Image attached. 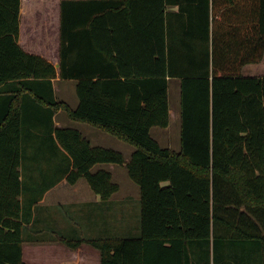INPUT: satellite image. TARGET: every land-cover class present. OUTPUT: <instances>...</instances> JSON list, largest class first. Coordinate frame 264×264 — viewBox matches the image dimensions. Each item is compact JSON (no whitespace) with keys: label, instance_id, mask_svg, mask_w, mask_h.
I'll use <instances>...</instances> for the list:
<instances>
[{"label":"trees","instance_id":"16d2710c","mask_svg":"<svg viewBox=\"0 0 264 264\" xmlns=\"http://www.w3.org/2000/svg\"><path fill=\"white\" fill-rule=\"evenodd\" d=\"M20 8L0 0V264H27L23 225L62 179L111 200L120 184L98 163L139 185L140 234L68 246L102 264H264V75L243 73L264 58V0H62L59 77L77 80L75 108L56 97V66L19 44ZM174 77L180 150L151 132L171 122ZM59 110L132 144L130 160L57 126Z\"/></svg>","mask_w":264,"mask_h":264},{"label":"crops","instance_id":"0c3cea01","mask_svg":"<svg viewBox=\"0 0 264 264\" xmlns=\"http://www.w3.org/2000/svg\"><path fill=\"white\" fill-rule=\"evenodd\" d=\"M61 1L62 0H21L19 34V44L26 52L39 54L56 66L58 75L53 79V84L56 97L59 100L63 99L60 98L58 92H63V90L67 89V86L61 82L63 79L59 77ZM40 13L43 15L42 18L48 19V23L50 24L48 26V32L54 29L56 33L55 47H53V45H50V47L48 45L38 46L31 38L42 30L37 22L35 26L30 24V20L34 17L38 16L37 18H40ZM43 31L45 30L43 29ZM254 65L257 64L249 63L245 66L254 67ZM252 74L262 75L259 73L245 75ZM68 104L71 106L70 103ZM75 104L74 106L76 107L78 103L76 102ZM63 111L64 110H59L55 114L57 126L76 127L83 133L86 131V136L91 140L92 144L94 142L93 138L98 142L104 138L103 134L97 132V130L93 128L94 125L76 120L71 122L68 120L70 118L67 114H64ZM125 158L127 159L128 157ZM96 165H94V167ZM110 171L114 177L113 171ZM82 178L84 177H81L76 183H70L66 178L62 179L56 185L48 189L39 203L33 207L32 220L30 223H24L22 229V237L24 238L22 244V257L27 264H102L99 249L87 243H83L77 248H72L60 238L63 236L66 238H76L79 235L104 236L108 231L112 232L114 235H118L117 233H122L129 226L127 222L122 223L124 220L122 215H107L106 202L101 199L99 194H97L91 186L90 190L88 186L81 181ZM121 189L120 185V189L112 195L110 201L128 199L131 197V192L126 190L128 193L126 197L116 199V195H118Z\"/></svg>","mask_w":264,"mask_h":264},{"label":"rangeland","instance_id":"374dc122","mask_svg":"<svg viewBox=\"0 0 264 264\" xmlns=\"http://www.w3.org/2000/svg\"><path fill=\"white\" fill-rule=\"evenodd\" d=\"M42 14L34 17L30 20V24L36 25V22L39 24L38 26L42 28L38 34L33 35L31 38L35 41V44L40 45H53L55 47L56 44V33L53 30L48 32V19L42 18ZM44 25V26H43ZM46 25V26H45ZM43 29L45 31H43ZM47 29V30H46ZM45 32V33H44ZM254 67L245 66L243 68V73L251 74V73H259L264 75V58L261 62L256 63ZM255 75V74H252ZM61 82L67 86L66 90L63 92H58L60 98L66 100L71 104L72 107H75V103H78L77 96V80L76 79H63ZM180 96H181V80L179 78H171L170 81V104H171V122L167 127L154 126L152 127V135L160 142V144L164 147H170L176 150L180 149L181 146V116H180ZM64 114H66L63 111ZM73 122V120L68 119ZM91 126V125H90ZM93 127V126H92ZM97 132L104 135V138L101 139L100 142L93 138V144H101L106 147L114 148L122 151L125 154V157H128L126 160L129 161L131 158V153L134 150V146L117 138L109 132L102 131L97 127H93ZM87 135V132H84ZM99 168L110 169L114 173V181L118 182L121 185V191L116 195V199L123 198L128 195L126 190H129L131 193V197L128 199H119L116 201H107V215H122L124 220L122 223L127 222L129 226L122 233H117L118 235H114L112 232H107L104 236H138L141 231V223H140V212H141V204H140V187L139 185L130 178L128 174V169L126 165L121 164H111V163H100L96 165L92 170L95 171ZM81 181L88 186L91 190V187L86 178H82ZM136 189V190H134ZM122 200V201H120ZM96 250V249H94ZM98 251V250H97Z\"/></svg>","mask_w":264,"mask_h":264}]
</instances>
